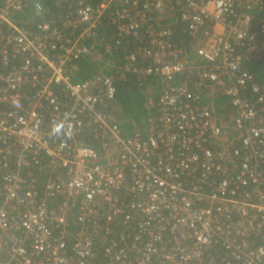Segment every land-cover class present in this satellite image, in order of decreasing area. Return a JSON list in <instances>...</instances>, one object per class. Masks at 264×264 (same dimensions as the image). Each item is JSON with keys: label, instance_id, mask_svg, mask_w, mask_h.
<instances>
[{"label": "built area", "instance_id": "built-area-1", "mask_svg": "<svg viewBox=\"0 0 264 264\" xmlns=\"http://www.w3.org/2000/svg\"><path fill=\"white\" fill-rule=\"evenodd\" d=\"M30 1L0 7V264H264V88L243 68L264 55V0H56L58 24L34 31L11 18ZM170 4L195 60L153 24ZM108 16L115 46L141 44L115 76L161 81L145 137L108 119L114 76L72 80L83 58L111 54ZM216 85L230 119L197 105L194 90Z\"/></svg>", "mask_w": 264, "mask_h": 264}, {"label": "trees", "instance_id": "trees-1", "mask_svg": "<svg viewBox=\"0 0 264 264\" xmlns=\"http://www.w3.org/2000/svg\"><path fill=\"white\" fill-rule=\"evenodd\" d=\"M41 3L43 5V12L38 13L34 9L36 3ZM87 3L97 6L101 0H86ZM3 0H0V7L2 6ZM67 4V3H65ZM64 3L60 4L59 8L56 6V0H31L28 8L21 12L13 13L11 16L14 22L24 25L28 30L34 31L35 27L39 25L42 21L54 22L56 25V17L59 13L60 8L67 10V5ZM112 10V8H110ZM254 24H260L264 19V6L258 8L255 12H252ZM153 24L156 27H162L165 29H170L172 32V40L177 49L185 52V55L195 56L197 42L189 35L186 23L181 21L180 13L178 9L170 4L165 7L162 13H157L152 16ZM108 25V33L100 30V36L104 37L105 43L112 46L111 54L102 56L101 62L96 56H87L78 62L75 66V70L72 73V80L75 83L84 82L96 75L104 74L106 76L115 77V86L117 89V94L114 101L111 103L110 108L106 110V114L109 116L108 119L111 122L117 123L124 135L132 136L136 132H139L142 136H146L149 130V118L157 117L159 108L154 106L151 107L147 99L148 94L156 103L159 100L161 94V81L157 77H148L142 79L140 75L133 71L128 73L125 79H120L119 76H115L116 70L114 66L117 63H122L125 57L135 53L137 48L141 46L139 42L133 37L129 36L123 40L121 47L114 45L116 39V29L110 23V17H106ZM256 29V28H255ZM144 45H148L145 39V34H143ZM99 42V40H97ZM96 54L101 51L100 47H93ZM243 52L240 50L239 52ZM196 58V56H195ZM243 68L249 72L254 80L264 88V55H261L258 59L252 58V60H245L243 62ZM143 65H140V69H143ZM115 71V72H114ZM186 78L184 74L177 75L175 79V84L179 85L184 83ZM226 84L228 81L226 80ZM194 91H201V96L197 101V105L209 107L210 110L214 111L216 115H221L224 119H230L234 114V109L230 105V99L226 95V88L216 85L212 89H200ZM87 145L94 148H98L96 140L93 136H82L79 140ZM52 207L55 203H50ZM75 226V229H78ZM259 240L254 239L253 242L257 243ZM263 242L257 243L262 244Z\"/></svg>", "mask_w": 264, "mask_h": 264}, {"label": "rangeland", "instance_id": "rangeland-1", "mask_svg": "<svg viewBox=\"0 0 264 264\" xmlns=\"http://www.w3.org/2000/svg\"><path fill=\"white\" fill-rule=\"evenodd\" d=\"M189 60H195V56H189V58H188ZM100 62H101V60H99Z\"/></svg>", "mask_w": 264, "mask_h": 264}]
</instances>
